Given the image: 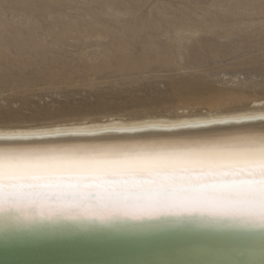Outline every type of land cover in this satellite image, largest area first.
I'll use <instances>...</instances> for the list:
<instances>
[{"label":"rangeland","instance_id":"374dc122","mask_svg":"<svg viewBox=\"0 0 264 264\" xmlns=\"http://www.w3.org/2000/svg\"><path fill=\"white\" fill-rule=\"evenodd\" d=\"M185 19L205 28L177 34ZM213 21L241 22L226 32ZM137 25L144 33L127 54L104 45L106 32L131 35ZM69 28L74 38L95 31L103 45H50ZM0 35V123L186 103L202 111L207 92L264 97V0H0Z\"/></svg>","mask_w":264,"mask_h":264},{"label":"bare ground","instance_id":"6f19581e","mask_svg":"<svg viewBox=\"0 0 264 264\" xmlns=\"http://www.w3.org/2000/svg\"><path fill=\"white\" fill-rule=\"evenodd\" d=\"M240 22L213 21L209 27L221 25L227 32V27ZM198 24L205 28L204 23L190 19L174 24L173 28L181 34ZM71 30L55 31L50 45L56 48L73 39L78 42L75 47H81L83 52L92 42L90 37L99 46L102 44V36L95 31H80V37L74 38ZM143 33L141 25L133 27L131 35L124 31L106 32L104 38H110V42L104 45L127 54ZM52 84L59 83L54 80ZM207 95V109L202 111L186 103L168 113L103 112L41 122H1L0 196L46 201L52 196L89 199L94 194L103 201L121 202L112 204L117 207L135 210L198 207L264 212V97L235 91ZM123 154L211 158L213 162L188 176L156 180L51 173L11 179L3 171L9 164L35 166L53 157L114 158ZM85 205L92 208L90 202Z\"/></svg>","mask_w":264,"mask_h":264},{"label":"water","instance_id":"95a60500","mask_svg":"<svg viewBox=\"0 0 264 264\" xmlns=\"http://www.w3.org/2000/svg\"><path fill=\"white\" fill-rule=\"evenodd\" d=\"M113 203L0 196V264H264V212Z\"/></svg>","mask_w":264,"mask_h":264},{"label":"snow or ice","instance_id":"6c2138e0","mask_svg":"<svg viewBox=\"0 0 264 264\" xmlns=\"http://www.w3.org/2000/svg\"><path fill=\"white\" fill-rule=\"evenodd\" d=\"M211 158L183 156L123 154L77 159L75 157L48 158L35 166L9 164L4 173L11 179L51 173L54 176L87 175L92 178L120 179H174L188 176L202 165L212 163Z\"/></svg>","mask_w":264,"mask_h":264}]
</instances>
